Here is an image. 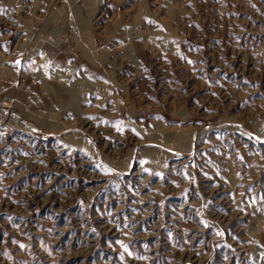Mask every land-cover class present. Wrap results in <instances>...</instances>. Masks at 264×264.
Listing matches in <instances>:
<instances>
[{
	"label": "rangeland",
	"instance_id": "1",
	"mask_svg": "<svg viewBox=\"0 0 264 264\" xmlns=\"http://www.w3.org/2000/svg\"><path fill=\"white\" fill-rule=\"evenodd\" d=\"M0 264H264V0H0Z\"/></svg>",
	"mask_w": 264,
	"mask_h": 264
}]
</instances>
